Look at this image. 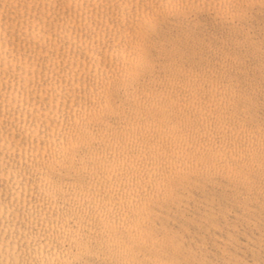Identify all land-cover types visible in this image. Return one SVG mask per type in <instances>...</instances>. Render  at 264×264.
Returning a JSON list of instances; mask_svg holds the SVG:
<instances>
[{
    "label": "bare ground",
    "instance_id": "obj_1",
    "mask_svg": "<svg viewBox=\"0 0 264 264\" xmlns=\"http://www.w3.org/2000/svg\"><path fill=\"white\" fill-rule=\"evenodd\" d=\"M0 264H264V0H0Z\"/></svg>",
    "mask_w": 264,
    "mask_h": 264
}]
</instances>
